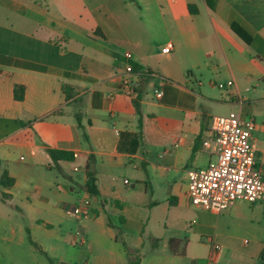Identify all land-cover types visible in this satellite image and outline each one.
<instances>
[{
  "label": "crops",
  "instance_id": "1",
  "mask_svg": "<svg viewBox=\"0 0 264 264\" xmlns=\"http://www.w3.org/2000/svg\"><path fill=\"white\" fill-rule=\"evenodd\" d=\"M254 86L264 101V0H0V264H72L78 245L82 264H264V201L213 213L188 195L211 117ZM84 197L90 222L64 228Z\"/></svg>",
  "mask_w": 264,
  "mask_h": 264
},
{
  "label": "built area",
  "instance_id": "2",
  "mask_svg": "<svg viewBox=\"0 0 264 264\" xmlns=\"http://www.w3.org/2000/svg\"><path fill=\"white\" fill-rule=\"evenodd\" d=\"M173 44L164 47L170 53ZM132 57L131 52H126ZM140 73L131 65H127L123 75L120 92L133 97L137 93ZM235 85L234 80L219 82L217 86L226 89ZM163 90L155 89L158 98ZM239 110L228 114H214L211 117L209 135L203 140V146L213 155V159L204 167L188 171V195L194 205L203 207L213 213H221L229 209L239 200L250 203L264 201V175L259 167L257 152L251 142L257 123L243 111L244 100ZM78 157V151L73 152ZM78 170V167L74 168ZM128 182V180H126ZM91 200L84 197L73 208V214L79 218L91 215ZM220 246L216 245V249Z\"/></svg>",
  "mask_w": 264,
  "mask_h": 264
},
{
  "label": "rangeland",
  "instance_id": "3",
  "mask_svg": "<svg viewBox=\"0 0 264 264\" xmlns=\"http://www.w3.org/2000/svg\"><path fill=\"white\" fill-rule=\"evenodd\" d=\"M161 52H163V50L161 49ZM263 93V90H261V88H256V86L252 87L251 91L249 92H245L243 91L242 95L245 96L247 99L251 100L250 102H245V104L243 105V111L245 113V115H247L248 117H252L256 120V123L258 125H262L264 126V101L261 99H258V96L261 95ZM253 100H256V102H254ZM257 130V128H256ZM254 135L256 137H258L260 139V141L262 142V145L259 147L261 152L264 153V131H254L253 132ZM252 144L256 147V144L254 143L253 138L251 139ZM259 150V151H260ZM20 154H17V156H19ZM258 163H259V167L264 175V155H259L258 153ZM90 221L86 220V219H81V220H76L75 218L71 219L68 222H65L64 228H73L74 230H76L79 226H82L86 223H89ZM79 248H81L80 250V257H73L71 255H66L65 259L68 261H72V264H82V259L83 257L86 255L87 251L85 249V247H83L82 245H78Z\"/></svg>",
  "mask_w": 264,
  "mask_h": 264
},
{
  "label": "trees",
  "instance_id": "4",
  "mask_svg": "<svg viewBox=\"0 0 264 264\" xmlns=\"http://www.w3.org/2000/svg\"><path fill=\"white\" fill-rule=\"evenodd\" d=\"M64 90L69 97L73 96L74 87L72 85L65 84ZM15 97L19 100L24 98V87L22 85H17L15 87ZM140 119H141V115H140ZM77 120H78L80 127H83L80 115H77ZM49 154L51 155L52 159L55 162H58L60 160H73V158H75L73 152L60 150V149H49ZM13 181L14 180L8 175V173H4V175L2 176V179L0 180V183L5 186H11ZM85 187L89 192L95 195L99 194L97 185L95 183V177L92 172H88V180L85 183ZM30 240L32 241L31 238ZM159 241H160L159 238L155 239L156 245H158ZM180 241L181 240L177 238L170 239V247L174 249L175 244ZM173 252H175V250H173ZM131 264H138V260L132 261Z\"/></svg>",
  "mask_w": 264,
  "mask_h": 264
}]
</instances>
